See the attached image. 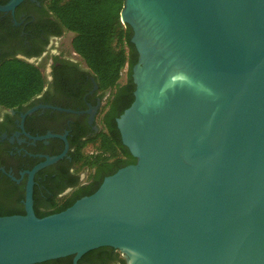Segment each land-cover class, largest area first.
Masks as SVG:
<instances>
[{"label": "water", "instance_id": "water-1", "mask_svg": "<svg viewBox=\"0 0 264 264\" xmlns=\"http://www.w3.org/2000/svg\"><path fill=\"white\" fill-rule=\"evenodd\" d=\"M122 1L137 61L116 127L135 162L42 218L33 176L65 152L27 171L24 214L0 217V264L101 247L125 264H264V0Z\"/></svg>", "mask_w": 264, "mask_h": 264}, {"label": "flooded vegetation", "instance_id": "flooded-vegetation-1", "mask_svg": "<svg viewBox=\"0 0 264 264\" xmlns=\"http://www.w3.org/2000/svg\"><path fill=\"white\" fill-rule=\"evenodd\" d=\"M8 1L0 0V5ZM71 39L42 0H22L12 12H0V63L16 59L33 65L43 81L41 93L25 104L13 108L0 106V190L10 189L16 197L23 192L22 204L26 172L47 157L63 152L61 159L34 174L32 199L34 189L44 198L58 199L95 183L96 170L76 172L75 152L100 133L108 132L106 122L113 121L117 129L115 113L124 107L125 96L121 92L112 97L110 90L99 89L89 68L72 50ZM124 76L123 83L118 84L134 86L131 73L125 72ZM48 134L64 139L43 138ZM64 173L77 177L74 185H59L64 184Z\"/></svg>", "mask_w": 264, "mask_h": 264}, {"label": "trees", "instance_id": "trees-1", "mask_svg": "<svg viewBox=\"0 0 264 264\" xmlns=\"http://www.w3.org/2000/svg\"><path fill=\"white\" fill-rule=\"evenodd\" d=\"M63 29L72 34L71 48L83 60L93 74L100 90H110L112 97L120 92L125 96L124 107L115 113L119 117L133 100L131 84H118L121 73L128 75L137 61V53L130 42L132 32L123 25L119 13L122 0H42ZM131 82V81H130ZM43 81L36 67L16 59L0 63V106L18 107L41 93ZM127 99V100H126ZM110 103V100L108 104ZM106 122V121H105ZM108 132H102L90 144L95 145L97 154L89 155L80 147L75 152L76 172L87 167L96 170L95 183L80 187L69 197L55 199L40 196L37 189L33 194V211L42 218L70 207L76 200L93 194L102 180L118 169L134 164L128 150L121 144L115 123L106 122ZM63 188L74 185L77 177L63 174ZM10 189L0 190V217L23 215V192L14 196ZM60 199V200H59ZM72 257H64L40 264H71ZM77 264H124L114 249L101 247L84 254Z\"/></svg>", "mask_w": 264, "mask_h": 264}, {"label": "built area", "instance_id": "built-area-1", "mask_svg": "<svg viewBox=\"0 0 264 264\" xmlns=\"http://www.w3.org/2000/svg\"><path fill=\"white\" fill-rule=\"evenodd\" d=\"M122 257V256H121Z\"/></svg>", "mask_w": 264, "mask_h": 264}]
</instances>
